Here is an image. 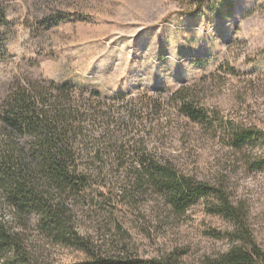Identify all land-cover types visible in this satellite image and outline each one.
Here are the masks:
<instances>
[{
  "label": "rangeland",
  "instance_id": "1",
  "mask_svg": "<svg viewBox=\"0 0 264 264\" xmlns=\"http://www.w3.org/2000/svg\"><path fill=\"white\" fill-rule=\"evenodd\" d=\"M0 0V103L17 79L41 78L101 91L194 90L222 123L264 133V0ZM149 141L182 171L222 188L238 217L201 199L183 213L156 197L125 207L118 222L87 224L109 254L162 264H205L247 238L264 250V144L232 148L219 129L174 107ZM49 264L87 259L49 244Z\"/></svg>",
  "mask_w": 264,
  "mask_h": 264
},
{
  "label": "trees",
  "instance_id": "2",
  "mask_svg": "<svg viewBox=\"0 0 264 264\" xmlns=\"http://www.w3.org/2000/svg\"><path fill=\"white\" fill-rule=\"evenodd\" d=\"M5 21L0 4V27ZM2 49L0 36V58ZM170 107L219 129L232 148L264 144V133L222 123L188 87L105 95L41 78L13 82L0 103V264H49V244L84 252L87 259L74 264H162L109 255L86 231L90 222H118L125 207L149 197L183 213L214 196L223 203L216 212L236 219L224 189L182 171L150 146L163 123L169 125L161 118ZM246 241L205 264H264V250Z\"/></svg>",
  "mask_w": 264,
  "mask_h": 264
}]
</instances>
